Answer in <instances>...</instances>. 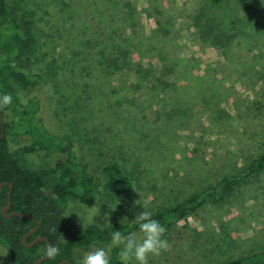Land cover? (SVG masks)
<instances>
[{"label": "rangeland", "instance_id": "374dc122", "mask_svg": "<svg viewBox=\"0 0 264 264\" xmlns=\"http://www.w3.org/2000/svg\"><path fill=\"white\" fill-rule=\"evenodd\" d=\"M7 3L30 22L49 127L73 138L101 190L102 168L116 163L128 192L153 213L243 172L264 152V21H250L257 0H228L223 13L211 0ZM28 142L11 138L12 146ZM56 156L39 151L23 163L39 168ZM128 211L124 198L105 195L96 209L67 207L73 231ZM165 228L168 248L148 264H220L263 251L264 171ZM109 246L76 248L75 259ZM0 264H12L2 245Z\"/></svg>", "mask_w": 264, "mask_h": 264}, {"label": "trees", "instance_id": "16d2710c", "mask_svg": "<svg viewBox=\"0 0 264 264\" xmlns=\"http://www.w3.org/2000/svg\"><path fill=\"white\" fill-rule=\"evenodd\" d=\"M211 2L216 13H223L228 7V0ZM257 3L254 10L257 13L252 14L251 22L255 18L264 21V0H257ZM29 24V21L21 20L9 9L7 0H0V95L7 93L13 98L10 105L0 108V183L4 182L0 188V245L7 249L12 264H32L42 257L40 251L47 241L57 246L60 254L54 259H43L38 264H58L62 260H66L62 264H81L75 259L76 248L93 243L111 244L110 234L117 230L125 235L139 231L135 215L143 209L136 197L128 192L130 179L118 164L112 163L102 168L105 179L101 190L97 175L80 157L73 138L61 136L49 127L43 114L45 101L41 90L45 76L32 66L30 57L35 49V41ZM10 82L17 84L19 89L16 90ZM18 136H27L29 142L12 146L11 138ZM39 151L55 153L57 156L47 166H25L23 157ZM263 171L264 152L243 172L225 176L216 184L208 185L170 207L153 212V218L164 227H169L195 213L207 202L222 200L242 177ZM9 184L10 209L6 212L29 213L38 221L37 230L28 235L26 242L45 237L32 246H26L22 237L35 226L34 219L16 215L6 218L1 213V208L6 204ZM103 195L112 201L124 198L130 210L129 217L112 219L105 224L91 221L73 231L67 212L68 201L96 209L97 201ZM53 228L57 231H50ZM118 252L119 248H111L110 264H121ZM220 264H264V250Z\"/></svg>", "mask_w": 264, "mask_h": 264}, {"label": "clouds", "instance_id": "9594fccd", "mask_svg": "<svg viewBox=\"0 0 264 264\" xmlns=\"http://www.w3.org/2000/svg\"><path fill=\"white\" fill-rule=\"evenodd\" d=\"M12 99L11 94L0 95V108L10 105ZM134 203L137 204L136 201ZM135 222L139 228V235L136 232L125 235L119 230L114 231L110 234L109 248L106 250L100 247L88 251L83 256L81 264H110L109 254L112 247L119 248L117 255L121 264H148L149 255L158 256L161 251L167 250L168 241L162 238L166 228L153 218L151 211H140L135 215ZM50 231L55 232L57 229L53 228ZM59 254L60 249L50 242L40 251L44 259H54Z\"/></svg>", "mask_w": 264, "mask_h": 264}, {"label": "water", "instance_id": "95a60500", "mask_svg": "<svg viewBox=\"0 0 264 264\" xmlns=\"http://www.w3.org/2000/svg\"><path fill=\"white\" fill-rule=\"evenodd\" d=\"M1 137V136H0ZM4 182L0 183V188L3 185ZM10 193H11V185L9 184V190L7 193V198H6V204L1 208V213L6 217H10L11 215H16L19 217H32L29 213H19L16 211H10V212H6L7 210L10 209ZM35 221V226L32 227L31 229H29L22 237V242L26 245V246H32L36 241L38 240H44L45 237H36L34 238L31 242H26V238L28 237V235H30L32 232H35L38 228V221L32 217ZM49 243V241H47V244ZM44 258L39 257L36 260H34V262L32 264H38L40 261H42ZM63 262H66V260H62L60 261L58 264H62Z\"/></svg>", "mask_w": 264, "mask_h": 264}]
</instances>
